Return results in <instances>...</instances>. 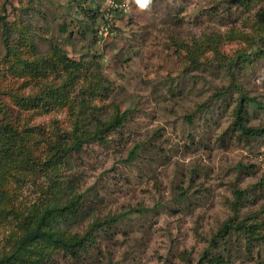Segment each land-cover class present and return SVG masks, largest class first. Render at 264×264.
Masks as SVG:
<instances>
[{"label":"rangeland","instance_id":"obj_1","mask_svg":"<svg viewBox=\"0 0 264 264\" xmlns=\"http://www.w3.org/2000/svg\"><path fill=\"white\" fill-rule=\"evenodd\" d=\"M22 1L30 0H0V14L6 8L13 20ZM33 2L45 15L36 14L46 37H36L38 47L57 42L73 60L91 62L109 81L108 93L93 101L100 117H126L103 141L71 155L69 167L19 182L14 203L26 214L52 198L45 188L53 179L75 186L82 199L62 224L71 235L114 218L76 257L58 249L48 264H264L261 240L235 229L219 234L230 218L249 215L264 234V135H245L234 124L244 94L262 104L244 99V123L264 125V58L256 56L264 0H153L144 11L135 0H87L95 32L68 37L62 26L73 13L71 0ZM198 47L195 63L189 51ZM84 85L75 83L78 100ZM67 108L27 109L6 98L3 112L45 143L58 128L71 129ZM236 190L245 192L238 205ZM21 218L0 213V254L21 236Z\"/></svg>","mask_w":264,"mask_h":264},{"label":"trees","instance_id":"obj_2","mask_svg":"<svg viewBox=\"0 0 264 264\" xmlns=\"http://www.w3.org/2000/svg\"><path fill=\"white\" fill-rule=\"evenodd\" d=\"M83 1L87 0H71L69 3L73 13L69 22L62 26L63 36H72L74 32L81 30L88 34L95 32L94 26L97 22L95 17L87 12ZM22 3L21 12L16 14L13 20L9 19L6 8L0 14V43L5 48V53H0V213L10 214L16 211L22 216V234L15 239L10 250L0 254V264H48L58 249L70 251L76 257L80 249L95 239L94 230L114 218L106 216L96 219L84 233L71 235L62 224L75 215L82 199V194L74 190L75 186L69 181L65 187V182L60 177L53 179L49 187L45 188V192L51 194L52 198L38 207H33L26 214L20 212L14 203L20 190L19 182L26 180L28 175L35 176L39 171L49 177L50 173H59L63 165L69 167L71 155L79 152L86 143L93 140L103 141L106 132L121 126L126 117L125 113L117 112L102 120L101 109L93 101L95 97L108 93L109 81L92 68L91 62L89 65L84 64L61 52L57 42L51 41L48 48L40 49L36 37H46L38 31L40 27L35 22L36 14L40 17L45 15L33 5V0ZM99 7L101 6L97 5V10ZM101 9L100 13L107 22L106 10ZM262 16L258 21V25L263 23L262 33L260 37H256V43L260 41L263 44L256 56L264 58V11ZM200 47L189 51L190 59L195 63H198L197 53H202ZM243 55L246 59L250 57L247 53ZM48 75L55 77L44 81ZM76 81L85 82L84 89L79 92L82 94L80 100L72 94ZM224 91L219 92L217 96ZM88 94L91 102L87 101ZM6 98H11L27 109L69 107L67 116L72 122V127L63 131L58 128L53 132V139L44 143L40 136L33 134L32 127L27 123L23 124L20 119H13L4 114ZM246 98L259 106L262 105L256 98L242 94L236 108L237 119L234 124L245 135L262 136L264 125L247 126L244 123L242 112ZM236 196L234 204L238 205L245 192L236 190ZM250 220L252 215L247 216L243 222H235V217L230 218L219 229V234L233 229L241 230L249 232L252 237L264 243V234L257 232L259 224H249Z\"/></svg>","mask_w":264,"mask_h":264},{"label":"clouds","instance_id":"obj_3","mask_svg":"<svg viewBox=\"0 0 264 264\" xmlns=\"http://www.w3.org/2000/svg\"><path fill=\"white\" fill-rule=\"evenodd\" d=\"M152 2L153 0H135L136 5L141 11L149 9Z\"/></svg>","mask_w":264,"mask_h":264}]
</instances>
